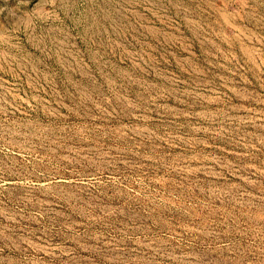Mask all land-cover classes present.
Returning <instances> with one entry per match:
<instances>
[{
  "label": "rangeland",
  "instance_id": "obj_1",
  "mask_svg": "<svg viewBox=\"0 0 264 264\" xmlns=\"http://www.w3.org/2000/svg\"><path fill=\"white\" fill-rule=\"evenodd\" d=\"M0 264H264V0H0Z\"/></svg>",
  "mask_w": 264,
  "mask_h": 264
},
{
  "label": "bare ground",
  "instance_id": "obj_2",
  "mask_svg": "<svg viewBox=\"0 0 264 264\" xmlns=\"http://www.w3.org/2000/svg\"><path fill=\"white\" fill-rule=\"evenodd\" d=\"M136 262V261H135Z\"/></svg>",
  "mask_w": 264,
  "mask_h": 264
}]
</instances>
